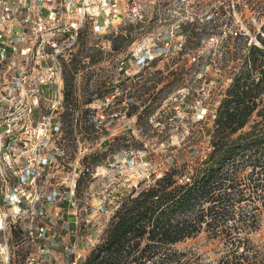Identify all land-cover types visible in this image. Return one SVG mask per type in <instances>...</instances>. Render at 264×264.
Masks as SVG:
<instances>
[{
  "label": "rangeland",
  "instance_id": "374dc122",
  "mask_svg": "<svg viewBox=\"0 0 264 264\" xmlns=\"http://www.w3.org/2000/svg\"><path fill=\"white\" fill-rule=\"evenodd\" d=\"M2 2L0 264H79L123 198L170 169L190 178L206 159L233 80L251 66L259 76L247 60L262 48L264 0H239V20L173 33L93 17L68 40L54 30L35 39V27ZM224 23L239 34H222ZM262 98L232 138L264 134ZM250 173L239 172L242 186ZM249 237L264 264V216ZM166 249L192 264H219L224 254L204 232Z\"/></svg>",
  "mask_w": 264,
  "mask_h": 264
},
{
  "label": "trees",
  "instance_id": "16d2710c",
  "mask_svg": "<svg viewBox=\"0 0 264 264\" xmlns=\"http://www.w3.org/2000/svg\"><path fill=\"white\" fill-rule=\"evenodd\" d=\"M259 42L262 48H251L247 60L259 76L252 78L251 66L233 80L216 110L211 151L189 182H180L182 174L170 169L147 188L131 192L113 213L103 239L79 264H192L166 248L202 232L224 249L219 264H259L249 236L264 216V134L232 138L263 99L264 39ZM252 54L261 60H252ZM258 116H264V108ZM249 149L253 154L236 162ZM246 167L251 173L245 178L253 183L242 186L245 179L238 174ZM250 188L255 191L247 192Z\"/></svg>",
  "mask_w": 264,
  "mask_h": 264
},
{
  "label": "built area",
  "instance_id": "2783aa9c",
  "mask_svg": "<svg viewBox=\"0 0 264 264\" xmlns=\"http://www.w3.org/2000/svg\"><path fill=\"white\" fill-rule=\"evenodd\" d=\"M239 0H4L23 18L32 24L33 37H41L52 30L63 38H77L84 23L93 17H102L105 22L117 24H164L167 31L182 30L191 23L211 24L215 21L239 20ZM8 11L9 8L5 7ZM6 11V12H7ZM220 32L237 36L239 32L226 23ZM22 35H27L22 31ZM20 37V34L17 33ZM49 67V74L56 75L55 63ZM51 78V77H50ZM180 182L188 183L189 177Z\"/></svg>",
  "mask_w": 264,
  "mask_h": 264
}]
</instances>
